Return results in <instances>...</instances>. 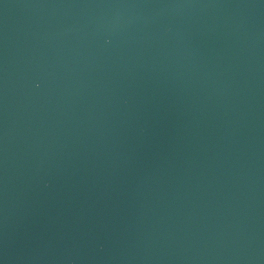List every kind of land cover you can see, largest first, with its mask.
I'll list each match as a JSON object with an SVG mask.
<instances>
[{
	"label": "water",
	"instance_id": "water-1",
	"mask_svg": "<svg viewBox=\"0 0 264 264\" xmlns=\"http://www.w3.org/2000/svg\"><path fill=\"white\" fill-rule=\"evenodd\" d=\"M0 264H264V0H0Z\"/></svg>",
	"mask_w": 264,
	"mask_h": 264
}]
</instances>
